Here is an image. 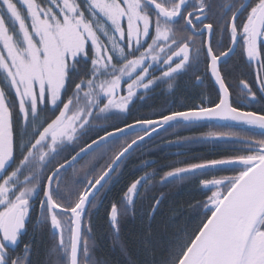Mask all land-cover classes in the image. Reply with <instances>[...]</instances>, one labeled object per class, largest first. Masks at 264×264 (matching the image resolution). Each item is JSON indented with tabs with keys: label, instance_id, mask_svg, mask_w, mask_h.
Listing matches in <instances>:
<instances>
[{
	"label": "snow or ice",
	"instance_id": "1",
	"mask_svg": "<svg viewBox=\"0 0 264 264\" xmlns=\"http://www.w3.org/2000/svg\"><path fill=\"white\" fill-rule=\"evenodd\" d=\"M50 3L58 12L48 6L49 0H0V73L7 85L0 88V264H34L38 229L49 222L45 258L35 264H103L92 260L85 218L90 227L101 191H110L108 184L118 175L121 161L158 130H190L213 121L243 127L176 139L169 146L223 141L233 152L231 158L176 166L162 183L169 178L188 180L197 173L231 174L199 179L197 190L206 199L189 205L199 223L191 232L177 229L161 264H264V108L239 110L236 92L220 69L221 61L239 45L248 64H257L259 101H264V0H236L214 21L210 17L216 0ZM218 32L232 45L219 54L213 46ZM201 68L202 74L195 75ZM185 75H195L197 82L211 79L212 90H201L190 105L185 104L186 96L168 100L167 114L156 113L158 119L141 117L117 126L131 105L151 98L140 89L150 93L158 84ZM241 84L247 90L244 95L252 96L247 103L259 102L257 92ZM43 112L48 115L41 119ZM135 128L143 135L135 133V139L113 152L115 141ZM105 157L108 160L97 168ZM144 179L131 183L105 209L117 238L120 218L135 216ZM147 198L145 192L141 199ZM152 199L142 237L146 252L151 251V221L164 194ZM39 251L37 247V256Z\"/></svg>",
	"mask_w": 264,
	"mask_h": 264
},
{
	"label": "trees",
	"instance_id": "2",
	"mask_svg": "<svg viewBox=\"0 0 264 264\" xmlns=\"http://www.w3.org/2000/svg\"><path fill=\"white\" fill-rule=\"evenodd\" d=\"M247 67L242 65L240 59L235 58L222 70V74L226 75L228 85L236 92L235 99L237 103L239 102L240 94L238 80L247 79L255 84ZM200 91L193 87L188 90L184 89V87H174L167 91L163 87L156 86L154 98L143 105L137 104V110L133 114L126 116V119L122 118L117 123V126L122 127L124 124L134 123L136 119L141 117L158 119L159 116L156 113L163 110L167 114L168 100L174 97L186 96L188 99L185 104L190 105L193 103L192 97ZM246 104L250 111L258 112L259 109L264 108V101L252 104L246 102ZM147 107L151 108L149 110L153 108L151 115L148 114ZM177 110L185 109L179 108ZM108 130L112 131L113 129L109 128ZM230 132H233V130L221 124H204L190 130L168 129L154 135L143 142V144L134 148L124 158L123 163L118 166V175L114 174L113 180L109 182L108 188H110V191L107 188L101 191V199L97 200L98 210L94 211L91 216L90 227L88 218H85L84 231L92 237L90 243L94 247L92 260L103 262V264H161V261L165 258L168 242L173 238V234L177 229L191 232L199 223L200 217L193 214L189 209L190 204L206 199L205 195L197 190L199 179H219L222 175L231 174L209 172L206 177H202L200 173H197L195 178L188 180H176V178H173L169 179L167 183H162L165 173L173 170L176 166H187L191 163H200L211 159L231 158L233 155L229 145L223 141L204 143L211 149L200 148L198 150L193 144L176 147L169 146L170 142L193 135L207 137L210 133L227 134ZM100 134L102 135L103 133ZM132 139L134 138L128 136L115 141L113 152L120 151V146L122 144L126 146ZM218 147H223L225 151H219ZM113 152H110L108 156H112ZM176 153H180V155H176ZM107 160L108 157L101 160L97 168L105 164ZM175 161L184 163L174 164ZM83 163L84 161L82 160L80 164L82 165ZM141 177L145 179L144 183L139 186L141 196L136 198L135 216L129 215L120 218L119 237L117 238L108 226L105 209L110 206L114 199L118 200L131 183ZM145 192H147L148 198L142 200L141 197ZM161 193L164 194L163 202L159 205L155 218L151 221V251L146 252L142 244V237L148 226V218L145 214L150 211L149 206L153 203L152 197H158ZM49 229V224L43 227L42 230L38 229L32 257L34 264L37 260L45 258V248L49 243ZM37 247L40 249L39 256L36 255Z\"/></svg>",
	"mask_w": 264,
	"mask_h": 264
},
{
	"label": "flooded vegetation",
	"instance_id": "3",
	"mask_svg": "<svg viewBox=\"0 0 264 264\" xmlns=\"http://www.w3.org/2000/svg\"><path fill=\"white\" fill-rule=\"evenodd\" d=\"M242 2H246V0H242ZM234 3H236V0H216V7L214 8V13L215 14L213 16H211L210 19L214 21L221 14V10L226 11V8L232 6ZM48 6H51L54 11L58 12V9L56 8V6L54 4L50 3V0H49ZM89 15H90V13H89ZM96 19H97V17L93 16V20H96ZM100 22L101 23H106V24H108L110 26V22H107L106 18L100 17ZM207 22L208 21H206V23ZM123 23H124V28H125V31H126V29H127L126 21H124ZM17 28H18V25H17ZM153 35H154V30H153ZM204 41H205V45H206L207 44V33L205 34ZM149 42H151L150 38H149ZM198 43H199V41H198ZM213 46L216 49L217 54H219L221 51H227L228 47H231L232 45L229 43L228 37L226 35H224L223 33H219L218 32L213 37ZM125 47H126V41H125ZM144 47L146 48V45H144ZM141 50H143V49H141ZM137 55H139V53H137ZM130 58H132V57H130ZM235 58L240 59V61H241L243 66H248L247 67L248 71L250 72V74H251V76H252V78L254 80L255 85L258 87V85L256 83V80H257V64H256V62H253L251 65L248 64L246 55H244L243 57L241 56V49H240L239 45H236L235 46V51L232 52V54L226 60H223L221 62V64H220L221 71L223 70V68L225 66H228ZM81 67H83V65H81ZM89 67H90V65H89ZM158 68H159V65H157V69L154 70V74L157 75V76L161 74L159 72ZM202 72H203V69L201 68V71L197 72L195 75H201ZM195 75H185V76H182V77H178V78L173 79L172 81L160 83V84L157 85V87H163V89L167 90V91L171 90L174 87L175 88L184 87V89H187V90L190 87L197 88L199 90H203L204 87L207 86V85H208V87H211V84H212L211 79L203 80L202 82H197L196 79H195ZM209 76H210V74H209ZM125 80H127V78H125ZM128 82H130V81H128ZM169 83L172 84V88L168 87ZM126 86L127 85L125 84L124 85L125 89H126ZM239 87H240V94H239V98H238V101H239L238 104L240 105V109L239 110H241V111H250L248 109V105L246 104V102L248 100H251L252 96H251V94H248L247 96L244 95V93L247 90L243 89V86H242L241 83H239ZM0 88H4V89L7 88V85H6V83H5L4 79H3V73H0ZM155 88H153L150 93H145L143 89H140L139 91L142 93V95H147V96H150L151 98L150 99H146V100H144L142 102L138 100V102L136 104L131 105V110L127 114V116L133 114L134 111L137 110V108L135 109V107H134V106H137V104L143 105L144 103L150 102L154 98ZM120 94L121 95H126V91L121 92ZM11 98H13V96H10V99ZM257 100L259 101V95H257ZM255 103H258V102H255ZM41 107H43V106H41ZM48 108H49V105H48ZM149 109H151V108L147 107V112H148L149 115H151V113L153 111V108H152V110H149ZM17 110H18V108H17ZM44 113H47V112H43L41 114V117H40L41 119L43 118ZM121 115L123 116L124 114H121ZM140 135H143V133H140ZM131 137H133L134 139L136 138L135 135H133ZM17 142H19V141H17ZM18 161H19V157L17 158L16 163L13 164V168L18 165ZM11 170L12 169L10 168L8 171L10 172ZM22 179H23V177H21V180ZM37 211H38V198H37ZM33 220H35V213L33 214ZM49 225H50V222H49ZM30 235H31V232H29L24 237V240L27 241ZM21 247H23V244H21Z\"/></svg>",
	"mask_w": 264,
	"mask_h": 264
},
{
	"label": "bare ground",
	"instance_id": "4",
	"mask_svg": "<svg viewBox=\"0 0 264 264\" xmlns=\"http://www.w3.org/2000/svg\"><path fill=\"white\" fill-rule=\"evenodd\" d=\"M239 81V83H241V81H244L245 83H248L249 84V86L250 87H252L253 88V90L254 91H256L257 92V95H259V93H258V87L255 85V84H253L252 82H250V81H248L247 79H239L238 80ZM217 87V86H216ZM212 88H213V83L211 84V87H208V85L207 86H205L204 87V89H206V91H209V89H210V91L212 90ZM209 91V92H210ZM135 108H138V105L137 106H134ZM141 109H142V107H141ZM219 124H221V125H224V126H227V127H229L231 130H233V131H239L240 130V128H242L243 126H240V125H235L234 123H232V122H218ZM210 124H215V123H210ZM159 133H161V132H159ZM196 148H197V150L198 149H200V148H203V149H207V148H210V147H208L206 144H193ZM136 148V147H135ZM211 149V148H210ZM218 149H219V151H225L224 150V148L223 147H218ZM204 152V151H203ZM123 161H124V159L121 161V164L123 163ZM120 164V165H121ZM119 165V166H120Z\"/></svg>",
	"mask_w": 264,
	"mask_h": 264
},
{
	"label": "water",
	"instance_id": "5",
	"mask_svg": "<svg viewBox=\"0 0 264 264\" xmlns=\"http://www.w3.org/2000/svg\"><path fill=\"white\" fill-rule=\"evenodd\" d=\"M223 61V60H222ZM221 61V62H222ZM218 87V86H217ZM218 122H221V121H213V122H210V123H215V124H219ZM223 122H227V121H223ZM161 131H163V130H158L155 134H153L151 137H153L154 135H156V134H158L159 132H161ZM135 133H143V132H141L140 131V129L139 128H135V129H133V132L131 133V134H129V133H125V137H128V136H132V135H135ZM150 138L149 137H145V140H144V142L146 141V140H149ZM140 144H138V145H135V146H133V149L135 148V147H137V146H139ZM132 149V150H133ZM131 150V151H132ZM127 157V156H126Z\"/></svg>",
	"mask_w": 264,
	"mask_h": 264
},
{
	"label": "rangeland",
	"instance_id": "6",
	"mask_svg": "<svg viewBox=\"0 0 264 264\" xmlns=\"http://www.w3.org/2000/svg\"><path fill=\"white\" fill-rule=\"evenodd\" d=\"M17 30H18V28H17ZM0 48H2V44H0ZM4 55H7V53L6 52H4L3 53ZM53 106L52 105H49V108L51 109ZM45 115H48V113H44V115H43V117L45 116ZM71 173V171H70V169H69V174ZM169 179H173V178H169Z\"/></svg>",
	"mask_w": 264,
	"mask_h": 264
}]
</instances>
